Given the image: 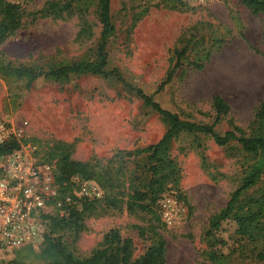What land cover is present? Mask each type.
<instances>
[{
    "label": "rangeland",
    "instance_id": "rangeland-1",
    "mask_svg": "<svg viewBox=\"0 0 264 264\" xmlns=\"http://www.w3.org/2000/svg\"><path fill=\"white\" fill-rule=\"evenodd\" d=\"M18 12L21 26L0 43V60L45 68L95 59L101 32L97 0H25ZM110 15L115 32L106 47V70H118L162 109L194 123L214 121L212 100L218 96L229 111L215 132L250 134L264 96V13H252L240 0L204 6L184 0H111ZM180 49L185 50L182 65L158 91ZM208 51L209 60L196 69L193 62ZM23 85L0 76V121L14 127L27 122L24 145H34L40 160L49 158V148L57 144L71 160L93 165L103 174L107 193L77 227L58 230L52 237L78 258H86L99 248L104 234L115 229L132 241L136 259L156 232L166 243L165 264L206 261L209 219L225 207L252 157L236 142L219 147L209 136L180 133L168 150L177 179L150 183L148 154L141 151L161 138L166 124L134 90L113 78L90 75L65 83L38 79L28 91ZM160 189L183 210L170 225L153 206L128 208L132 201L150 204ZM258 189H264V176L246 195ZM223 230L225 244L218 247L223 264H264L259 250L234 233L233 224H224ZM38 250L15 251L0 258V264H41Z\"/></svg>",
    "mask_w": 264,
    "mask_h": 264
},
{
    "label": "trees",
    "instance_id": "trees-1",
    "mask_svg": "<svg viewBox=\"0 0 264 264\" xmlns=\"http://www.w3.org/2000/svg\"><path fill=\"white\" fill-rule=\"evenodd\" d=\"M240 1L252 13H264V0ZM18 9L19 6L0 0V43L20 28L21 17ZM110 11L111 0H97V16L101 25V32L94 60L82 58L75 62L48 65L45 68L0 60V76L10 81L22 82L27 91L38 79H43L46 82L65 83L72 77L89 75L110 77L123 87L134 90L142 103L154 110L166 124V130L161 138L155 144L141 151L148 154L149 171L153 176L150 183H157L166 178L177 179L178 169L175 162L169 157L168 150L171 141L180 133L209 136L219 147H225L231 141L236 142L241 151L252 157L253 161L241 178L238 188L230 195L225 207L209 219L205 234L209 248L208 251L204 252L206 261L195 264L224 263L225 258L219 253L218 247L225 244L223 225L226 223L233 224L235 226L234 233L252 244L256 250L258 249L257 256L264 259V189H258L254 194L246 195V192L256 186L264 176V96L254 114L252 129L247 136H238L234 131H226L222 135L215 132V125L229 111L227 103L218 96L212 100L215 117L211 124L182 120L177 114L162 109L151 95H147L141 89L133 88L128 84L118 70H106L108 59L106 47L115 32ZM210 54L208 51L198 57L193 62L194 67L201 70L209 60ZM184 55V49L175 51L174 63L159 84L158 91L171 82L174 74L182 65ZM24 143L23 140L10 139L0 144V155L9 154L19 149ZM49 150V158L47 156L43 161L55 162V180L57 183L61 185L66 183L65 189L69 191L72 188V183H70L72 178L92 180L100 187L103 195L98 200H75V203L69 207L64 216L46 215L44 217L43 241L38 250L40 251L38 257L43 262L41 264H165L166 243L161 235L156 232H153L154 236L151 238V243L145 253L136 259H133L132 241L129 238H122L115 229L104 234L99 248L86 258H78L59 238L52 237L58 230L77 227L85 214L93 213L96 202L107 199V193L105 183L102 180L103 174L97 172L93 165L71 160L69 153L60 145L56 144V147L52 145ZM164 195L167 194H164L160 189L151 196L150 204L142 205L136 203L137 201H132L128 203V208L130 210L134 208L147 210L148 207L153 206L159 210L158 201ZM109 202L113 205L114 199ZM158 216L160 218V214ZM21 250H25L28 254L34 252V249L25 247L17 250L16 253ZM10 264L25 263L12 261Z\"/></svg>",
    "mask_w": 264,
    "mask_h": 264
},
{
    "label": "built area",
    "instance_id": "built-area-1",
    "mask_svg": "<svg viewBox=\"0 0 264 264\" xmlns=\"http://www.w3.org/2000/svg\"><path fill=\"white\" fill-rule=\"evenodd\" d=\"M21 5L25 0H5ZM192 6H204L218 0H184ZM27 122L10 126L0 121V144L10 139L26 137ZM36 147L26 144L5 155H0V258L25 247L38 249L43 241L44 217L66 215L75 200L102 198L100 187L92 180L72 178L71 190L66 183L55 180V162L37 158ZM165 224L170 225L181 216L182 207L169 194L158 201Z\"/></svg>",
    "mask_w": 264,
    "mask_h": 264
}]
</instances>
